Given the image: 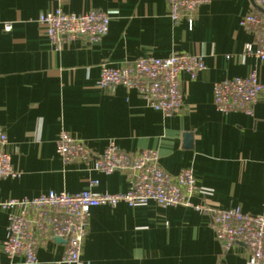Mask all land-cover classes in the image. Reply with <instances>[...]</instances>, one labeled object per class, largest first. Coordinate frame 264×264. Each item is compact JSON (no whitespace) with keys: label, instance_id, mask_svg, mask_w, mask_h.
I'll use <instances>...</instances> for the list:
<instances>
[{"label":"crops","instance_id":"1","mask_svg":"<svg viewBox=\"0 0 264 264\" xmlns=\"http://www.w3.org/2000/svg\"><path fill=\"white\" fill-rule=\"evenodd\" d=\"M60 9L108 13V33L97 42L84 37L50 42L41 14ZM251 0H211L197 8L190 26L173 22L166 0H0V127L18 178L0 179V203L53 191L125 193V175H106L81 163L63 165L55 151L61 130L101 154L113 140L134 154L153 150L160 167L176 176L191 169L199 196L221 210L264 217V95L251 116L219 113L213 85L255 70L264 84V61L245 55L255 34L240 26L248 13L264 15ZM9 26L7 31L5 28ZM190 54L205 69L191 81L180 77L182 109L165 116L149 108L133 89H99L100 65ZM94 183V186H90ZM82 250L85 264H249L240 244L223 251L208 214L149 202L90 209ZM8 213L0 210V246ZM65 244L55 239L37 251L36 264L59 261ZM0 264L11 263L0 256Z\"/></svg>","mask_w":264,"mask_h":264},{"label":"built area","instance_id":"2","mask_svg":"<svg viewBox=\"0 0 264 264\" xmlns=\"http://www.w3.org/2000/svg\"><path fill=\"white\" fill-rule=\"evenodd\" d=\"M263 9L264 0H251ZM211 0H166L168 17L177 22L186 19L192 25L197 8ZM108 13L91 9L81 14L63 13L60 9L41 14L38 23L45 28L50 42L60 48L64 40L84 37L97 42L109 30ZM242 29L255 34L256 49L245 47V55L264 61V15L248 13L240 20ZM7 26L5 30H9ZM99 89L123 86L135 90L146 105L165 116L178 113L183 106L180 77L185 74L193 81L205 69L200 55H171L165 59L145 57L123 62L115 67L100 65ZM213 106L219 113L240 112L251 116L264 84L253 69L246 77L226 79L213 85ZM7 137L0 127V179L18 178L20 173L10 164L6 151ZM55 151L63 165L81 163L94 171L109 175L120 172L126 177L127 190L117 195L94 194L89 189L76 194L49 191L28 199H11L0 203L8 213L6 236L0 246V256L11 263L36 264L37 251L44 243L61 238L65 250L59 261L48 264H85L82 250L88 233L90 209L113 207L125 203L130 207L149 202L162 207L182 206L200 214H208L215 239L223 251L240 244L248 251L249 264H264V217L245 214L240 209L221 210L192 202L199 196L191 169L176 176L166 173L153 150L128 154L119 150L113 140L101 154H94L80 140L61 130L55 141ZM91 183L90 186H94Z\"/></svg>","mask_w":264,"mask_h":264},{"label":"water","instance_id":"3","mask_svg":"<svg viewBox=\"0 0 264 264\" xmlns=\"http://www.w3.org/2000/svg\"><path fill=\"white\" fill-rule=\"evenodd\" d=\"M257 10H258L259 12H262V10H261L260 8H257ZM55 240H56L57 242H61V243H64V244H65V241L62 240L61 238H56Z\"/></svg>","mask_w":264,"mask_h":264}]
</instances>
